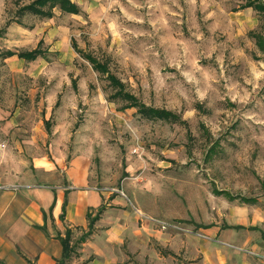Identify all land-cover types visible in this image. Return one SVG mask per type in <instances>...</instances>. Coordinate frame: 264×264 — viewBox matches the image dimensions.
Returning <instances> with one entry per match:
<instances>
[{
  "label": "rangeland",
  "instance_id": "rangeland-1",
  "mask_svg": "<svg viewBox=\"0 0 264 264\" xmlns=\"http://www.w3.org/2000/svg\"><path fill=\"white\" fill-rule=\"evenodd\" d=\"M34 1L0 0V127L14 117L27 142L8 159L81 156L93 189L120 198L140 224L208 239L194 227L258 222L248 231L264 244V51L255 39H264V12L246 8L264 0H71L80 15L20 17ZM37 48L45 57L35 62L3 59ZM88 55L180 121L122 111ZM241 230L223 245L264 262L232 245Z\"/></svg>",
  "mask_w": 264,
  "mask_h": 264
},
{
  "label": "crops",
  "instance_id": "crops-1",
  "mask_svg": "<svg viewBox=\"0 0 264 264\" xmlns=\"http://www.w3.org/2000/svg\"><path fill=\"white\" fill-rule=\"evenodd\" d=\"M8 119L9 125L0 127V264H57L68 231L72 253L66 264H264L223 245L232 241L229 230L247 229L234 233L232 245L264 254V244L254 242L248 231H257L258 222L230 224L229 230L217 223L196 225L208 239L162 233L140 224L138 214L120 198L110 200L93 189L88 162L81 156L31 166L21 157L8 159L13 147L27 143L20 141L19 129L11 128L14 117ZM89 215L99 217L81 242L89 232ZM75 232L82 236L73 242Z\"/></svg>",
  "mask_w": 264,
  "mask_h": 264
},
{
  "label": "trees",
  "instance_id": "trees-1",
  "mask_svg": "<svg viewBox=\"0 0 264 264\" xmlns=\"http://www.w3.org/2000/svg\"><path fill=\"white\" fill-rule=\"evenodd\" d=\"M246 8H253L258 12H264V4L262 3L258 4L256 2L249 1ZM56 10H60L64 14L75 16L81 14L79 6L73 3L71 0H36L27 6H23L18 11V15L20 17L33 15L35 17L50 20L54 17ZM18 24L20 25L19 22ZM255 39L259 49L261 51H264V39L259 37H256ZM74 48L76 49V45H74ZM13 57H17L18 59L25 60L27 62H35L39 58H44L45 52L40 48H37L31 52L21 54H15L8 51L4 54L3 59H9ZM85 60L92 66L94 71L108 80L110 87L114 90L112 102H123L124 106L121 107L122 111L135 109L137 111V114L142 119L147 121H163L171 123L180 121V118L171 112H168L166 110L154 109L141 103L134 95L128 92L126 85L110 72L106 63H102L96 58H93L89 55L85 56ZM45 123L48 127L49 121ZM98 217L99 216L92 218L89 215V232L81 238V242H84L91 235V231L94 227V224L98 220ZM61 243L63 246V257L59 262H57V264H66L70 259L72 253L70 231L66 233L65 238L61 239Z\"/></svg>",
  "mask_w": 264,
  "mask_h": 264
},
{
  "label": "built area",
  "instance_id": "built-area-1",
  "mask_svg": "<svg viewBox=\"0 0 264 264\" xmlns=\"http://www.w3.org/2000/svg\"><path fill=\"white\" fill-rule=\"evenodd\" d=\"M165 228V227H164ZM167 228H168V225H167Z\"/></svg>",
  "mask_w": 264,
  "mask_h": 264
}]
</instances>
